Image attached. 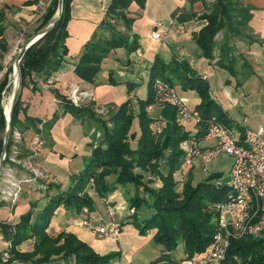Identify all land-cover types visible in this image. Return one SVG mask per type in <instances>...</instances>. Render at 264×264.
Instances as JSON below:
<instances>
[{
	"label": "trees",
	"instance_id": "obj_1",
	"mask_svg": "<svg viewBox=\"0 0 264 264\" xmlns=\"http://www.w3.org/2000/svg\"><path fill=\"white\" fill-rule=\"evenodd\" d=\"M39 1L26 3L37 5ZM187 1L190 3V12L194 4L198 3L204 9V13L198 18L205 23L194 35V41L203 58L212 61L217 49L216 65L235 76L238 60L234 56L232 41L250 38L246 35L252 17L249 5L244 3V0H214L207 6L205 0ZM70 2L71 0H63L62 13L54 27L25 52L19 64L22 91L29 83H34L33 76L43 77L44 81L50 79L68 55L66 40ZM145 2L146 0H111L106 8V18L102 26L106 25L109 18L119 19L130 31L134 22L133 18L128 17L131 4L135 3L139 9H144ZM57 7L58 0L49 1L36 32L55 16ZM4 21L6 15L4 10L0 9V23ZM221 33L223 39L219 43L217 37ZM137 46L134 35L130 38L113 33L111 38L106 40H91L85 44L73 73L79 81L93 84L108 55L117 49H124L130 55L137 50ZM108 77L110 84H116L112 73H109ZM157 78L169 83L177 93L194 92L197 95L199 103L193 109L200 114V123L194 124L196 131L193 135L198 139L204 136L211 117H215L230 130L234 128L233 123L211 98L206 80L187 61L171 59L165 62L156 56L148 69L147 97L136 101L137 110L131 107V102L127 99L111 114L110 128L105 123L101 124L102 138L99 145L93 148L90 143L88 163L84 164L78 173L70 175L66 190L61 191L57 189L58 186L50 185L48 188L55 189L54 194L48 197L39 212H34L35 204H31L30 209L20 216L16 224L0 223V233L10 245L9 262L50 264L52 261L62 260L65 264H113L119 258L118 253L101 255L74 234L61 232L53 237L48 233L51 219L59 207L74 211L76 215L81 214L83 208L91 210L92 199L87 192L90 181L94 192L100 197L108 196L121 186L133 187L127 224H132L141 236L152 234L153 242L161 246L163 254L153 264H176L169 253L178 247L182 248L188 261L197 263L205 256L216 232L217 213L214 205L226 198L229 188L227 184L219 182L220 173H212L205 179L195 181L192 173L188 172L182 193H178L180 190L175 175L185 157L180 143L191 134L183 124L176 121L174 112L171 132L166 135L162 128V132L156 134L155 128L161 124L149 117L147 107L152 104V83ZM5 84L6 82H3L0 86V98ZM131 90L132 88L128 89V93ZM51 92L61 104V116L68 114L76 119H82L85 115L93 117L86 109L74 106L69 98L58 90ZM22 101L19 97L14 107L11 131L19 129L24 136L23 140L27 131L48 138L50 129L59 117L54 113L53 118L44 122L31 118L24 113ZM21 112L24 115L23 120L19 118ZM38 123L42 126L41 129L37 127ZM4 129L5 116L3 105L0 103V154ZM11 144L10 138L8 151ZM136 170L138 171L135 172ZM153 182L159 183V186L151 187ZM131 210L133 212H130ZM142 212L144 216L139 217ZM27 241L33 242L31 250L20 252L18 247ZM234 257H237L241 264H264V233L257 237L245 236L232 240L225 261L220 264H234Z\"/></svg>",
	"mask_w": 264,
	"mask_h": 264
},
{
	"label": "crops",
	"instance_id": "obj_2",
	"mask_svg": "<svg viewBox=\"0 0 264 264\" xmlns=\"http://www.w3.org/2000/svg\"><path fill=\"white\" fill-rule=\"evenodd\" d=\"M28 1L32 0H0V9L4 10L5 15L9 8L13 13L21 15L24 14L25 11L34 9V7L36 6L28 5L26 3ZM110 2L111 0H71L70 20L67 25L68 38L66 40L68 55L65 57V60L59 70L52 75L51 78L53 84L51 86H48L46 84V81H44L43 77L33 76L34 78H32V80L34 81V83H29L26 86V88L31 92H29L31 94L30 99H37L35 106H33L31 110V112L34 113L36 116L40 115L39 111L41 110L43 114L46 113L45 111L48 106L51 103L55 102V98L51 90L61 91L60 88H64V86L71 87L73 85L82 86L84 88H86V85L91 86V84L79 81L75 77L73 70L75 64L79 59V56L81 55L85 47V44L93 40V38H95V36L97 35L99 29H101L103 20L105 19L106 8ZM245 2H247L246 4L249 5L252 14L251 20L248 23L249 31L246 32V35L250 38L236 39L233 41V45L235 48L234 56H236L238 60L235 67V76H231L226 70L221 69L216 65L218 57L217 49L215 50V52L217 53L214 52L215 58L212 61H207L205 58H203L201 50L196 45L194 41V35L199 32V30L203 27L205 23L203 20H200L197 17L199 15V6L197 4H194L190 12V3L187 0H146L144 9H139V7L135 3H132L129 9L130 17L134 19L131 34L134 35L137 39V49L140 50L141 57L137 58L135 53L128 55L125 51L124 58L126 59H124L123 61V59H118L114 52H112L109 57L104 60L101 66V72H106V76L100 77L102 83H100L99 85L95 84L96 87L93 88L95 94L97 91H100L103 88H108L106 85L107 83L105 84L104 80H106L107 78L109 81V73H112V79L116 83L119 84V82H121L119 81V79L115 78L114 72H117L119 76L124 78L125 81H122L121 83H125V88L127 90L132 88L131 92L129 93H132L134 96L135 94L133 90L134 88H138V80L140 78L143 80L144 77L147 78L146 94H148V69L152 65L156 56L160 57L165 62H169L171 59H176L178 61H187L194 68V70L206 80L209 85V90L211 89V75L212 73L215 74L216 81L219 85L220 96L217 97V94L215 95L212 93H210V95L214 96H212V98H215V103L219 102V108L223 111L228 120L233 123L234 128L232 129V131L237 132L238 130H240V133L235 135H237V137H241L245 129L252 128L246 127V119H243V124L246 125L244 126L237 123L234 119L231 118L230 113L233 108L243 106L242 108L240 107L241 110H239V112L243 113L244 116L245 114L264 115V0L263 5L260 9L253 3V0H245ZM187 4H189L188 9L186 8ZM187 12H190V14H186ZM178 13L179 16L175 17ZM161 19L168 20L169 25L167 28H163L162 25L158 29L164 38L165 46H163L162 43H160L159 41L150 38L149 34L151 33V31L149 32V34L145 32V30H149V28L152 26V24H154V22H161ZM179 25L183 27V31L180 33L177 32V27ZM152 29L154 30V28ZM142 36H147L148 39L151 40L146 43L147 41L143 40ZM140 39H142L143 45L140 44ZM222 39L223 33L219 34V36L217 37V41L221 43ZM237 50H239L240 52H237ZM129 93L127 91V94ZM192 93L193 92H187L186 94ZM185 98L188 99V97ZM23 101L26 102V104H24L23 106L28 108L26 110L27 114L29 113V116L32 115L30 114V112H28L30 110L29 102L26 100ZM198 103L199 99L193 106H191L190 104L189 105L193 109ZM130 104L133 109L135 108L137 110L135 106L137 105L136 101H131ZM154 107L155 105L152 106L150 110L152 111ZM156 107H158L159 109L158 113L155 114V116H150V112H148V115L150 118L158 120L159 124H161L162 128L166 132V128H164L163 125L161 112L162 110H164V107L169 106L156 105ZM169 108L172 109L171 107ZM173 112L174 111L172 109V116ZM61 122L64 123L65 121L61 120L60 123ZM56 123H59V121H57ZM55 124L53 126V129L49 132V136L47 138L48 144H46V149H43L41 151V164H43L45 171H47L53 177H55V174L49 169L48 165L51 164H49L47 160H51V158L55 156L48 152L50 149L55 150V146L57 148L61 147V144H59L60 142L58 143L56 140H54V137H52V135L55 134L57 131H55V129L57 128V125ZM66 126L67 125H64L62 129L67 132ZM258 126H256V128ZM33 134L34 133L32 131H29L28 136H25V140L27 141V143L31 141V136H33ZM202 146L206 147L208 146V144L205 142L202 143ZM75 150L76 148L73 149L74 152ZM58 154L62 156V153ZM75 156V154L70 155V157L68 156L69 160L72 162V160H75ZM29 192L36 193L37 191L29 190ZM49 193L51 196L54 194V191ZM108 196L109 198H111V195ZM31 197L32 196H30V199H32ZM99 197L100 196H98V198ZM47 201L48 198L44 199L43 205L41 206L42 208L44 207ZM33 203L35 202L31 200L29 202H26V204L20 203L21 205H17L13 210L14 212L12 211V213H9L7 209H1L7 208L5 205H3L5 207H1V205L0 213L2 215L0 217V223L12 225L16 224L19 221L20 216L25 214L30 209L29 207H31V204ZM103 204L106 206L108 215L110 217L106 221L107 223L116 222L118 224H121V226L128 223L129 215L125 213V209L123 206L120 207L117 216L112 214V211L114 209H112L111 204L120 205L117 201L112 202V199H110L109 201L107 199L106 203L103 202ZM41 207L38 208L37 211H35L39 212L42 209ZM92 209L93 205L91 210H88L87 217L90 221L94 222V220L96 219L95 213ZM56 213H58V215L54 214L48 228V233L51 236L55 237L61 232H73L72 234L77 236L83 242L87 243L96 253L100 252L94 249V245H92L91 241H86L88 240L87 238L89 232H85L84 229H79V227L75 225L76 221L84 219V215H76L74 214V211H67L64 208L61 212L59 211V209H57ZM2 220H7V222H2ZM77 228L79 229L78 231L82 233L79 236L76 235V233L74 232ZM149 237L152 238V234H150ZM32 243L33 242L31 241L22 243L18 247L19 251H30ZM6 248L7 242L0 233V260L1 254L5 251ZM179 249L182 248L178 247L177 250L169 253L171 259L176 264L195 263L191 260L188 261L186 259V255L184 254L183 250L181 255V251H179ZM161 250L162 248L160 246V249L158 250L159 253H157V258L154 259V261L159 259V257L163 254ZM98 254H101V252ZM173 255H175V257ZM152 262L153 261H150L149 264ZM54 263L65 264L64 262H62V260H55L52 261L50 264ZM116 263L117 262H113V264ZM0 264H2L1 261ZM7 264L30 263H19L10 261Z\"/></svg>",
	"mask_w": 264,
	"mask_h": 264
},
{
	"label": "rangeland",
	"instance_id": "obj_3",
	"mask_svg": "<svg viewBox=\"0 0 264 264\" xmlns=\"http://www.w3.org/2000/svg\"><path fill=\"white\" fill-rule=\"evenodd\" d=\"M49 1L50 0H40L39 3L34 7V9L25 11V13L21 15L13 13L9 8L6 12V21L0 23V31H2V35L0 36V86L2 85L3 82H6L5 86H3L2 88L1 98H0V103L3 105V110L5 109L4 105L8 102L13 92L14 83H13L12 71H13L14 63L18 57L19 51L22 48V46L25 44L27 39L31 35H33L36 32L38 26H40L42 19L41 17L44 14L49 4ZM213 2L214 0H205L206 6L211 5ZM244 3L247 2H245L244 0ZM253 3L260 9L263 5V0H253ZM197 5L199 6L198 8L199 15L197 17H199L202 13H204V9L201 4L198 3ZM128 17H130L129 13H128ZM160 23L163 25L162 26L163 28H167L169 26L168 20L161 19ZM152 28H154V24H152V26L149 28L148 31L145 30V32L149 34L150 31L152 32L153 30ZM131 30L132 28H130V31L127 30L125 26L122 24V22L119 21V19L109 18V20L106 21V25L102 26L101 29H99L97 35L93 39V42L96 40L109 39L111 38L113 33H118L121 34L122 36H128L131 38L132 35ZM149 35L151 38V33ZM142 38L143 40L147 41L146 43H148L151 40L148 39L147 36L145 37L142 36ZM140 44L143 45L142 39H140ZM124 52H125L124 49H117L114 51V54L118 59H123L124 61V59H126L124 58L125 57ZM237 52L240 51L237 50ZM114 74H115L114 75L115 78L119 79V81L121 82L125 81L123 77L117 74V72L116 73L114 72ZM101 76H106V72L105 73L100 72L95 82L91 84V86L86 85V88L80 86L81 89L90 90L93 93L92 98L83 100L79 106V108H84L86 109V111L91 112L93 114V117L91 116L88 117L87 115H85L82 117V119L73 118L68 114L61 116L62 108H61V104L57 99H55V102L51 103L48 106V108L45 111L46 113L43 114L41 110L39 111L40 115L36 116L34 113L31 112V110L32 107L35 106L37 99L35 98L30 99L31 92L26 87L24 88L23 91L21 89L22 96L20 97L22 98V100H26L29 102L30 110L28 112L32 114L29 116L28 115L29 113L27 114L26 111L28 108L23 106V108H25L24 113L26 115H28L31 118H35V119L38 118L43 122L49 121L51 118H53L54 113H56V115L59 117L58 119L59 123L55 124L57 125L55 131L56 130L57 131L55 134L52 135V137H54V140H56L58 143L60 142L59 144H61V147L57 148L55 146V150L50 149L48 153L54 155L55 157H52L51 160H47V162L51 164L48 165L49 169L53 171L56 178L51 176L47 171H45L43 164H41V160H42L41 151L43 149H46L47 147L46 145L48 144L47 138L45 139L43 135L42 137L40 136V139L43 142L42 145L32 147L31 144L35 138L34 137L35 134H33V136H31L30 142L27 143L26 140H23L22 143L18 145V149L14 150V152H17L16 157L18 158L20 163L12 166L15 169L13 176L16 180L26 179L28 181L23 182L21 184V191L18 195V199L14 204H10L5 201H2L1 200L2 198L0 197V206L2 205L1 207H5V206L7 207L1 209H7L9 213L10 212L12 213V211L17 205L18 206L21 205L20 203L26 204V202H29L31 200L35 202L33 204L36 205V206L34 205L35 206L34 212H36L37 209L43 205L44 199L50 196L49 192L55 191V189L48 188L50 185L58 186L57 189L61 191L66 190V188L69 186L70 183V175L78 173L83 168L84 164L88 163L89 155L91 152V146L95 148L96 146L99 145L101 141L102 138L101 124L105 123L106 126L110 128L111 123L109 119L111 117V114L117 110L120 104H122L127 99H129L127 94V89L125 88V83L119 82V84L118 83L110 84L108 83L109 81L107 78L106 80H104V82L105 84L107 83L106 85L108 88H103L100 91H97L95 94L93 88L96 87L95 84L99 85L100 83H102L100 79ZM138 82H139L138 88H134L133 90L136 98L134 96L133 99H130V102L137 101L138 99L144 100L147 97L146 94L147 78L144 77L143 80L140 78ZM46 84L48 86H51L53 83L52 84L46 83ZM210 84H211V89L209 90L211 91L210 93L215 95L217 94V97H219L220 96L219 85L218 82L216 81V76L214 73H212L211 75ZM70 89L71 87L64 86V88H60L61 91L59 90L58 91L69 98ZM178 94L182 97H188V103L191 106L196 104L198 100V97L194 92L192 94H186L185 92L183 93L178 92ZM212 99L214 100L215 98ZM22 103L23 105L26 104L25 101H22ZM216 105L220 106L219 102L216 103ZM240 107L242 108L243 106ZM240 107L233 108V110H231L230 113L231 118L234 119L237 123L244 125L243 119H246L247 126L246 125L244 126L250 127L252 129H255L256 126L260 124L264 125V115L245 114L244 116L243 113L239 112V110H241ZM158 111L159 109L158 107H156V105L152 111L150 109H147V112H150V116H155V114H157ZM161 117L164 128H166V135H167L171 132V127H172V121H173L172 109H170L169 107H164V110H162L161 112ZM19 118L20 120L24 119V115L22 112L20 113ZM61 120H64L65 122L60 123ZM64 125H67L66 126L67 132L64 129H62ZM37 127L39 129L42 128V126L39 123L37 124ZM183 127H185L186 130L190 131L191 135H193L196 131L194 124H183ZM52 129L53 127L50 129V131ZM15 130L20 132L19 129H15ZM28 133L29 131L25 133V136H28ZM234 133L238 134L240 133V130ZM74 148H76L75 152L73 151ZM12 151L13 148L11 147L9 151L7 150V152H9L10 154H12L11 153ZM58 153H62V156H60V154ZM74 154L76 155L74 157L75 160H72L71 162L69 160V157L70 155H74ZM231 163H232V158L230 156L221 154L213 162H211L206 166L205 171L202 170L201 164L199 163V161H197L192 166V168L189 169L188 172L192 173L193 177H195L194 178L195 181L205 179L212 173H220L221 179H219V182L221 184H227L228 175L231 169ZM137 171L138 170H136L135 172ZM2 174H3V169L0 174V192L1 190L5 189L4 186L6 185L4 183L5 177H3ZM175 179H177V174L175 175ZM153 183L154 184H151V187L156 188L159 186V183L157 182H153ZM29 190H35L37 192L32 193L29 192ZM87 192L89 196L93 198L92 210L95 213V219H96L94 220V222L92 221L90 222L91 225H102V224L104 225L107 223L106 221L110 217L108 215L106 206L103 204V202L106 203L107 199L108 201L112 199V202L117 201L118 204H120V205L111 204L112 209H114L112 211V214L117 216L121 206L124 207L125 213L128 214L129 199L133 196L132 186H128V188L121 186L116 190H114L111 194H109L111 195V198H109V196L99 197L100 198L99 200L98 198L99 195L97 196V194L94 192V189L90 181L89 187L87 188ZM178 193L181 194L182 191ZM1 195L2 194L0 193V196ZM30 196H32L31 197L32 199H30ZM58 209L61 212L63 207L61 206ZM143 212L139 214V217L144 216ZM54 214L58 215V213L56 212ZM87 214L84 215L81 213L82 216L83 215L85 216L84 217L85 220L88 219ZM1 215L2 214L0 213V217ZM2 222H7V220H2ZM76 222L75 225H77ZM121 227H122V232L117 240H113L111 238L98 239L87 228L79 227V229H84L85 232L86 231L89 232L90 235L88 234V238H87L88 240L86 241L89 242L91 241L92 245H94V249L100 251L101 254H107L111 252L118 253L119 258L115 261L117 262L116 264H149L150 261H153L152 263H150L153 264L155 263V261L158 260L157 259L154 261V259L157 258V253H159L158 250L160 249V245H156L153 242L152 238L149 237L150 235L149 233L145 236H141L139 234V231L132 224H124ZM79 229L77 228L76 231H74L78 236L82 234L80 231H78ZM70 233L72 234L73 232ZM179 251H181V255H182V249H179ZM173 256L175 257V255ZM7 263H2V264H7Z\"/></svg>",
	"mask_w": 264,
	"mask_h": 264
},
{
	"label": "built area",
	"instance_id": "obj_4",
	"mask_svg": "<svg viewBox=\"0 0 264 264\" xmlns=\"http://www.w3.org/2000/svg\"><path fill=\"white\" fill-rule=\"evenodd\" d=\"M179 13L175 17H178ZM162 24L154 23V30L151 38L159 41L165 46L164 38L158 30ZM183 31L179 25L177 32ZM137 58L141 57L140 50H136ZM52 84V78L46 80ZM93 97L90 90L81 89L78 85L71 86L69 99L71 103L79 107L85 99ZM128 98L133 99L132 93ZM169 106L174 110L176 121L180 124L200 123V114L189 106L188 99L180 96L174 87L162 79H155L152 83V104L151 106ZM161 126H156V134L162 132ZM31 146L42 145V140L38 135L34 136ZM10 154L7 152L4 162L3 174L6 184L1 190V200L14 204L21 191V184L28 180H16L13 176L15 169L12 167L19 164L14 150L18 149L23 141L21 132L14 130L11 133ZM208 146H202V143ZM180 148L184 152V159L177 171L178 189H183L189 169L199 161L202 170L213 162L219 155L225 154L232 158L231 169L228 175L229 192L226 198L214 205L217 213L216 232L210 243L209 249L199 262L194 264H220L225 261L226 252L232 240H238L245 236L257 237L264 233V125L255 129H245L241 137H237L229 128L223 126L215 117L208 121L204 136L198 139L195 135L189 136L180 143ZM130 212H133L131 210ZM81 213L86 215L87 208H83ZM91 221L79 220L76 222L78 227L87 228L98 239L111 238L117 240L121 233V226L116 222H109L102 225H91ZM7 248L1 254V262L7 263L10 254ZM234 264H241L237 257L233 258Z\"/></svg>",
	"mask_w": 264,
	"mask_h": 264
},
{
	"label": "water",
	"instance_id": "obj_5",
	"mask_svg": "<svg viewBox=\"0 0 264 264\" xmlns=\"http://www.w3.org/2000/svg\"><path fill=\"white\" fill-rule=\"evenodd\" d=\"M62 4L63 0H58V7H57V12L55 16L41 29H39L37 32H35L33 35H31L25 44L22 46V48L19 51L18 57L14 63L13 71L14 73L17 74V80L16 84L13 87V92L11 96V101H10V107L8 112L5 114V129H4V135H3V144H2V150L0 154V174L3 169L4 165V159L7 154L8 150V145L9 141L11 138V120H12V114L14 107L20 97L21 94V89H22V75L20 72V67L19 64L25 54V52L34 44L36 43L39 39H41L46 33H48L56 24V22L59 20L61 13H62ZM187 9L189 8V4H187Z\"/></svg>",
	"mask_w": 264,
	"mask_h": 264
},
{
	"label": "bare ground",
	"instance_id": "obj_6",
	"mask_svg": "<svg viewBox=\"0 0 264 264\" xmlns=\"http://www.w3.org/2000/svg\"><path fill=\"white\" fill-rule=\"evenodd\" d=\"M12 77H13V83H14V85L16 84V80H17V74L16 73H14V71H12ZM12 96V95H11ZM10 101H11V97L9 98V100H8V102L4 105V113L6 114L7 112H8V110H9V107H10Z\"/></svg>",
	"mask_w": 264,
	"mask_h": 264
}]
</instances>
